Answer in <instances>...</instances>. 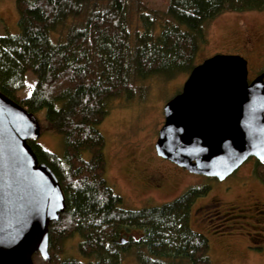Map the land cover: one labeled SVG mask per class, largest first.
Instances as JSON below:
<instances>
[{
  "label": "trees",
  "instance_id": "obj_1",
  "mask_svg": "<svg viewBox=\"0 0 264 264\" xmlns=\"http://www.w3.org/2000/svg\"><path fill=\"white\" fill-rule=\"evenodd\" d=\"M167 3L158 11L141 0H16L18 33L0 36V92L33 116L43 112L41 134L63 139L62 156L28 142L65 198L64 212L48 228L50 260L36 253L34 262L122 264L133 257L137 264H210L208 240L189 221L209 188L190 187L158 207L122 208L104 179L100 126L113 101L142 96L144 83L187 77L201 63L206 28L219 15L264 11V0ZM27 74L34 83L20 96ZM253 176L264 184L262 164H255ZM68 239H77L84 261L63 257Z\"/></svg>",
  "mask_w": 264,
  "mask_h": 264
},
{
  "label": "water",
  "instance_id": "obj_2",
  "mask_svg": "<svg viewBox=\"0 0 264 264\" xmlns=\"http://www.w3.org/2000/svg\"><path fill=\"white\" fill-rule=\"evenodd\" d=\"M157 154L193 175L224 181L247 159L264 165V65L217 54L196 65L163 107ZM38 120L0 92V264L49 261L48 228L65 210L62 188L28 144Z\"/></svg>",
  "mask_w": 264,
  "mask_h": 264
},
{
  "label": "rangeland",
  "instance_id": "obj_3",
  "mask_svg": "<svg viewBox=\"0 0 264 264\" xmlns=\"http://www.w3.org/2000/svg\"><path fill=\"white\" fill-rule=\"evenodd\" d=\"M141 2L148 9L158 11H165L168 5L167 0ZM17 20L16 0H0V36L17 34ZM206 35L208 42L199 60L217 54L238 55L248 62L249 80L259 74L264 65V11L222 13L208 24ZM26 79V89L20 96H26L34 83L31 74ZM185 80L186 76L182 75L164 84L152 80L144 83L148 87L142 96L137 94L127 102L113 101L100 126L105 139L106 182L121 197L122 208L126 210L158 207L190 187L207 186L209 189L192 206L189 221L190 228L208 240L210 264H264V214L252 206L254 201L260 203L259 208L264 205V188L252 178L250 168L254 160H247L225 181L219 182L189 174L155 156L156 139L164 122L163 107L180 92ZM43 114L35 115L40 123ZM62 140L60 136L43 133L37 143L62 156ZM156 179H162L161 187L151 189ZM127 234H123L124 239ZM133 234L137 239L140 232ZM76 248L77 239L63 241V257L84 261ZM131 258L127 257L122 264H137ZM34 263L41 264L33 260Z\"/></svg>",
  "mask_w": 264,
  "mask_h": 264
},
{
  "label": "bare ground",
  "instance_id": "obj_4",
  "mask_svg": "<svg viewBox=\"0 0 264 264\" xmlns=\"http://www.w3.org/2000/svg\"><path fill=\"white\" fill-rule=\"evenodd\" d=\"M245 59V58H244ZM205 60V59H204ZM203 60V61H204ZM202 62V61H201ZM247 66H248V62H247ZM261 71V70H260ZM260 71H259V73H260ZM189 75V74H188ZM188 75H187V77H188ZM258 75V74H257ZM256 75V76H257ZM255 76V77H256ZM186 77V78H187ZM254 79V78H253ZM252 80V79H251ZM183 86V85H182ZM182 89V88H181ZM181 91V90H180ZM180 93V92H179ZM35 117V116H34ZM39 122V121H38ZM40 124V123H39ZM40 135H41V127H40ZM40 138V137H39ZM37 142V141H36ZM154 150H155V156L159 159H163V160H166V161H168L167 159H164V158H162V157H160L158 154H157V152H156V149H155V147H154ZM250 159H252V160H254V164L252 165V166H254V168H255V164L258 162V161H256L254 158H249V159H247V160H250ZM246 160V161H247ZM246 161L240 166V167H242L245 163H246ZM256 161V162H255ZM168 162H170V161H168ZM172 163V162H171ZM259 163V162H258ZM173 164V163H172ZM260 164V163H259ZM175 165V164H174ZM263 165V164H262ZM175 166H177V165H175ZM264 166V165H263ZM178 167V166H177ZM180 169H182V170H184V171H186V172H188L189 174H191L189 171H187V170H185V169H183V168H181V167H179ZM252 175H253V172H252ZM251 176V175H250ZM253 179L255 178L254 176L252 177ZM104 179H105V177H104ZM210 179H214V178H210ZM227 179V178H226ZM225 179V180H226ZM256 179V178H255ZM214 180H216V179H214ZM224 180V181H225ZM257 180V179H256ZM105 181H106V179H105ZM216 181H218V180H216ZM219 182H222V181H219ZM107 183V182H106ZM108 185V184H107ZM161 187V186H160ZM159 187V188H160ZM261 187H263L264 188V184L262 183V185H261ZM151 189H154V188H151ZM155 189H157V188H155ZM179 196V195H178ZM171 199V198H170ZM165 204V203H164ZM161 206V205H160ZM135 231H137L136 229H130V233H133V232H135Z\"/></svg>",
  "mask_w": 264,
  "mask_h": 264
},
{
  "label": "flooded vegetation",
  "instance_id": "obj_5",
  "mask_svg": "<svg viewBox=\"0 0 264 264\" xmlns=\"http://www.w3.org/2000/svg\"><path fill=\"white\" fill-rule=\"evenodd\" d=\"M254 169H255V168H254V166H252V167L250 168V171H252V172H253V171H254ZM147 180H148V181H150V179H149V178H148ZM154 180H155V179H154ZM151 181H153V180H151ZM156 181H157V182H156V183H154V184H152V183H151V187H153V188H159V187L161 186V184H159V183H161V182H162V179H156ZM259 204H260V203H259L258 201H257V202H255V201H254V202H252V206H253V207H254L256 210L260 209V211H259V212L264 214V208H263V207H264V205H263V204H261V208H259ZM261 209H263V211H262Z\"/></svg>",
  "mask_w": 264,
  "mask_h": 264
}]
</instances>
